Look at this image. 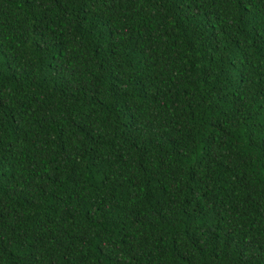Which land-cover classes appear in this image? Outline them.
Instances as JSON below:
<instances>
[{"label":"trees","instance_id":"1","mask_svg":"<svg viewBox=\"0 0 264 264\" xmlns=\"http://www.w3.org/2000/svg\"><path fill=\"white\" fill-rule=\"evenodd\" d=\"M0 264H264V0H0Z\"/></svg>","mask_w":264,"mask_h":264}]
</instances>
